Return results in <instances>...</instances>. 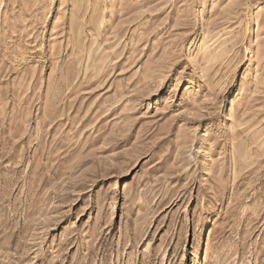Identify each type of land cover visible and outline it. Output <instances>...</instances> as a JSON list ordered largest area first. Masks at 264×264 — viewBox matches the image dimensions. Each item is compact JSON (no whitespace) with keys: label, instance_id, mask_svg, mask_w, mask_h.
Wrapping results in <instances>:
<instances>
[{"label":"rangeland","instance_id":"rangeland-1","mask_svg":"<svg viewBox=\"0 0 264 264\" xmlns=\"http://www.w3.org/2000/svg\"><path fill=\"white\" fill-rule=\"evenodd\" d=\"M0 264H264V0H0Z\"/></svg>","mask_w":264,"mask_h":264},{"label":"bare ground","instance_id":"bare-ground-1","mask_svg":"<svg viewBox=\"0 0 264 264\" xmlns=\"http://www.w3.org/2000/svg\"><path fill=\"white\" fill-rule=\"evenodd\" d=\"M221 45H222V44H221ZM209 48H210V47H209ZM218 48H219V47H218ZM219 49H220V48H219ZM205 51H206V50H205ZM218 51H220V50H218ZM218 51H217V52H218ZM217 52H216V53H217ZM218 53H219V52H218ZM215 55H216V54H215ZM213 58H214V57H213ZM212 60H213V59H212Z\"/></svg>","mask_w":264,"mask_h":264}]
</instances>
